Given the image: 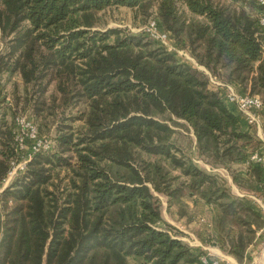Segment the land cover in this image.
<instances>
[{
	"label": "trees",
	"instance_id": "1",
	"mask_svg": "<svg viewBox=\"0 0 264 264\" xmlns=\"http://www.w3.org/2000/svg\"><path fill=\"white\" fill-rule=\"evenodd\" d=\"M120 6L156 20L216 79L264 104L261 0H0L1 36L9 38L0 54V264L198 263L209 252L178 237L156 193L182 218L186 198L203 203L213 213L203 242L244 264L264 214L212 169L264 191L263 166L252 158L262 142L242 130L225 87L177 52L147 33L100 28L103 13ZM15 74L37 138L50 143L37 150L31 138L24 149L15 142L18 109L3 91ZM12 95L19 105L21 95ZM76 106L84 124L63 118L45 139L47 109L63 117ZM177 126L194 132L212 169L176 143Z\"/></svg>",
	"mask_w": 264,
	"mask_h": 264
},
{
	"label": "rangeland",
	"instance_id": "2",
	"mask_svg": "<svg viewBox=\"0 0 264 264\" xmlns=\"http://www.w3.org/2000/svg\"><path fill=\"white\" fill-rule=\"evenodd\" d=\"M103 24L100 28H103L104 30L107 28H120L125 29L130 32L135 33H147L151 38H153L150 33L148 32V22L143 21L141 16H136L133 9L127 7V6H120V7H112L107 9L103 13ZM9 39V38H8ZM7 39V40H8ZM155 39V38H153ZM7 40L2 38L1 31H0V54L4 50L5 46H7ZM160 42V41H159ZM161 43V42H160ZM166 47V44L161 43ZM172 50L177 52L180 59H184L189 61L193 66L197 67L200 71H203L206 73L209 77H214L208 68H206L203 65H199L196 59H194L192 56V59L187 58L184 54H182V51H187L182 47H178L175 45H170ZM169 46V48H171ZM167 48V47H166ZM188 52V51H187ZM7 75V74H5ZM19 77L15 74L14 76L10 77V79L4 80V92H7V99H10L11 104H14L15 108L18 110L16 111L14 115V120L16 122V128L14 130V133L17 128H19L17 117H25L27 121H30L31 123L36 125V122L34 121L36 118L34 115V110L31 105H26V102L24 100V89L21 85V82H17ZM16 81V82H15ZM15 83L20 84L18 86V89L15 88ZM23 89V90H22ZM51 92H54V86L52 85L50 87ZM12 92H15V95L20 96L21 100H19V105L16 106V100L13 98L14 95H12ZM13 102V103H12ZM26 107V109H24ZM29 107V108H28ZM78 107L68 108L65 112V114L62 117V114H60L61 110L58 109H52L48 108L46 113L47 117L44 121L48 128H45V130H48L47 134L45 135V139H49L50 141L52 138L54 139V135L56 134V123L57 121H60L64 118V122L67 123L70 127H80L84 124V121L81 120L80 113L78 111ZM56 110V111H55ZM55 111L56 114H51ZM1 112V111H0ZM11 113L9 112V118L12 120ZM62 117V118H61ZM183 121V120H181ZM37 126V125H36ZM176 133L174 134V140L178 145L184 149V152L191 157H193L198 164L206 169H212L211 165L207 163L206 159L202 156H200L197 151L195 150V135L193 131H187L185 128H182L181 126L176 127ZM258 137V136H257ZM262 143H260L259 149L257 152H254V154H259L261 156H264V143L263 140L258 137ZM32 139V138H31ZM30 139V143L33 145H37L38 141L37 139ZM42 140L41 142H45L43 138H40ZM16 142V140H15ZM45 146L49 145L50 143H42ZM253 154V155H254ZM252 155V156H253ZM24 159V157H23ZM22 162L18 163L21 164ZM18 164H15L13 166V169L8 176L5 186L9 185L13 177L18 173V170L21 169L22 165L18 166ZM212 170H215L219 172L221 175H223L225 178L229 174L228 170L224 167H217L213 168ZM61 175L64 176L63 179V185L68 181V178L66 176L65 170L61 172ZM158 197L162 201V215L166 222L170 223L174 226V228L177 230L175 233L178 234V237L183 239L185 242H187L191 247H193L196 251V253H199L201 250H204L205 252H209L210 250L207 248H219L215 245L211 244H205L203 242L202 237H206V234H208L211 231V228L209 226V223L212 218V211L204 206L201 202L194 203L191 199L186 198V201L189 204V207L187 209L188 215L184 216V218L180 217L177 211V208L175 206L169 207L168 206V198L164 194L156 193ZM1 226V223H0ZM163 227V226H162ZM255 252H252L251 260H247L246 264H264V240L259 241L258 247L255 249ZM209 254L220 258L216 254H212L209 252ZM130 264H141L139 262H135L134 260L130 261Z\"/></svg>",
	"mask_w": 264,
	"mask_h": 264
},
{
	"label": "built area",
	"instance_id": "3",
	"mask_svg": "<svg viewBox=\"0 0 264 264\" xmlns=\"http://www.w3.org/2000/svg\"><path fill=\"white\" fill-rule=\"evenodd\" d=\"M261 1L262 3H264V0ZM260 22L264 25V15L261 17ZM147 30L153 38L160 41L161 43L166 44V47L169 50L175 48L174 46L173 47L170 46V45H175L172 38L170 37V34L166 31L161 30L158 27L156 20H151L148 23ZM169 46L171 48H169ZM182 54H184L187 58L192 59L191 55L187 51H182ZM210 80L214 85L225 87L226 101L234 103L237 106V108L240 110V112L247 117L249 123L257 124L259 122L260 112L264 109L263 101L259 96L240 93L237 90V88L232 84L219 81L215 77H210ZM17 120H18L19 128H17L15 131V140L21 149H24L25 144L30 138L37 139L38 141V144L34 145L35 150H37L40 146H45L44 144H42L45 142H41L42 140L37 138V126L35 124L31 123L30 121H27L25 117H17ZM252 158L262 164L263 173H264V156H261L259 154H254ZM20 165H22V163L18 164V166ZM262 187L264 189V179H263ZM209 255H210L209 253L208 255H203L200 258V261L195 264H230L221 258L211 259Z\"/></svg>",
	"mask_w": 264,
	"mask_h": 264
},
{
	"label": "crops",
	"instance_id": "4",
	"mask_svg": "<svg viewBox=\"0 0 264 264\" xmlns=\"http://www.w3.org/2000/svg\"><path fill=\"white\" fill-rule=\"evenodd\" d=\"M226 103L229 109L232 110L239 117L240 126L242 130H244L245 132L254 133L258 137H260L264 143V109L260 112L259 122L257 124H251L248 122L247 117L243 113L240 112V110L237 108V106L234 103H231L228 101H226ZM226 178H227L228 184L230 185L232 191L235 194H238L240 196H245L247 200L259 206L262 209V212L264 214V191L254 192V191H248V190L241 189L233 182L232 177L229 174L226 176ZM209 226L211 227V223H209ZM262 240H264V231L260 233L258 242L249 248L248 250L249 257H251V255L253 254L252 252L256 251L255 249L258 247L259 241H262ZM207 249L210 250L209 251L210 253L216 254L221 259H224L230 264H241L237 261V259L234 256L225 253L220 248L210 247ZM244 264H246V262Z\"/></svg>",
	"mask_w": 264,
	"mask_h": 264
}]
</instances>
